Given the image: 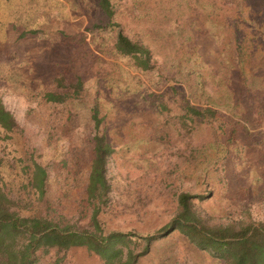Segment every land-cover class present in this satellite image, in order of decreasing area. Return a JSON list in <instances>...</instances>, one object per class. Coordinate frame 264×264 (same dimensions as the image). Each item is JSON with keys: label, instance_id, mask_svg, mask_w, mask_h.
<instances>
[{"label": "rangeland", "instance_id": "obj_1", "mask_svg": "<svg viewBox=\"0 0 264 264\" xmlns=\"http://www.w3.org/2000/svg\"><path fill=\"white\" fill-rule=\"evenodd\" d=\"M98 1L0 0V94L19 123L36 133L34 142L40 148L36 153L40 160L53 161L59 168L58 162L70 154L72 146L88 147L84 103L74 106L76 122L72 124L73 119L68 125L72 133L58 131L56 142H48L50 130H55L53 123L48 125L51 117L46 113L54 108L48 104L45 107L36 94L41 90V76L63 65L70 77L74 73L83 77L92 95L90 100L93 95L101 96L109 108V140L116 152L110 168L113 191L100 216L106 230L148 234L165 224L172 214L174 188L162 187V179L171 181L176 189L207 194L199 203L205 216L235 219L251 208L254 216L264 218V97L247 100L246 92L240 91L247 85L259 88V84L251 83L253 75H264V0H112L116 8L113 21L117 23L113 27L105 26L107 17ZM236 23L250 49L242 63L246 79L230 78V66L239 64L233 51ZM29 28L39 32L18 39L19 32ZM118 31L140 38L158 60L157 67L143 74L124 60L106 63L100 49L110 44ZM80 32L88 44L68 40ZM101 66L103 73H97ZM224 76L227 82L220 83ZM173 83L184 88L178 99L216 106L220 113L230 115L233 123L242 121L254 137L238 126L239 139L230 143L220 139L217 143L211 141L208 127H198L189 141L180 122L176 123L173 110L165 111L160 119L142 112L155 98L151 92L160 94ZM238 102H249L253 110H233ZM1 134L0 155L11 164L5 169L11 171V180L19 181L22 148L11 146ZM158 136L164 139L158 140ZM190 146L197 148L195 158L183 161L177 153L189 154ZM224 155L227 159L222 161ZM56 172L52 169L48 198L53 206L61 207L55 200L60 193L56 180L61 179ZM78 191L74 189L73 197ZM69 200L70 205L78 204ZM80 221L87 222L88 215ZM49 260L48 255L40 256V262ZM100 263L97 256L74 248L62 264ZM137 264L218 261L193 249L182 235L173 232L154 241Z\"/></svg>", "mask_w": 264, "mask_h": 264}, {"label": "trees", "instance_id": "obj_2", "mask_svg": "<svg viewBox=\"0 0 264 264\" xmlns=\"http://www.w3.org/2000/svg\"><path fill=\"white\" fill-rule=\"evenodd\" d=\"M98 5L107 17L105 26L117 25L113 21L116 8L112 0H99ZM95 26L103 27L101 24ZM234 28L233 51L239 64L230 66V78L244 76L246 79L242 63L246 51L250 49L241 27L236 23ZM38 32L33 28L22 29L18 39ZM68 40L88 44L82 32L70 36ZM83 51L87 55L90 53L87 48ZM100 51L107 57L103 58L106 63L124 60L138 73L145 74L156 68L158 63L151 49L140 38H130L121 31ZM60 66L41 76V90L36 94L45 107L48 104L54 108L51 113H46L51 117L48 125L53 123L55 130H50L48 142L54 139L56 142L58 131L65 135L72 133V127L68 128V125L73 119L72 124L76 122L75 105L84 103L89 125L84 139L88 147L72 146L68 151L70 154L58 162L59 168L53 161H41L36 154L40 149L34 142L36 133L19 123L0 94L2 139L13 147L21 146L23 151L18 157L22 168L19 181L11 180V171L5 169L6 164L10 167L11 164L4 155H0V264H62L74 248L97 256L100 264H137L138 259L150 251L154 241L173 232L182 235L193 249L206 252L218 264H264V218L254 216L251 208L244 216L235 219L218 220L205 216L199 203L208 195L176 189L168 179L159 181L167 190L171 186L174 188L172 214L165 224L148 234L106 230L100 216L106 211L113 191L110 168L116 152L109 140V108H106L107 102L101 96L93 95L89 99L92 95L88 93L80 74L74 73L70 77L64 66ZM103 70V66L98 67L97 73H103ZM263 76L253 75L251 83L259 84V88L245 85V89L240 90L246 92L247 100H261L264 97ZM170 78L175 79L174 76ZM225 80L226 76L219 82H227ZM184 93V88L178 87V83L169 84L160 94L151 92L155 98L150 105L142 108V112H151L152 116L160 119L165 117V111L173 110V117L178 120L176 123L180 122L189 141L193 140L198 127H208L211 141L217 143L220 139L228 143L234 138L239 139L238 126L252 135L242 121L233 123L231 116L220 113L216 106H198L184 97L178 99ZM248 103L238 102L233 105V110L249 113L253 107L250 108ZM230 126L233 128L229 129ZM157 139L163 140L164 137L158 136ZM196 150V147L190 146L189 154L179 151L177 155L183 161H191L195 158ZM225 159L226 155L222 161ZM52 169L57 170V177L61 176L60 180H56L60 193L55 199L61 207L53 206L48 198ZM74 189H79L78 193H74L75 197L72 195ZM63 197L64 200H61ZM69 199H74L78 204L70 205ZM87 215L88 221L81 223V218ZM43 255L50 256V260L40 262Z\"/></svg>", "mask_w": 264, "mask_h": 264}]
</instances>
